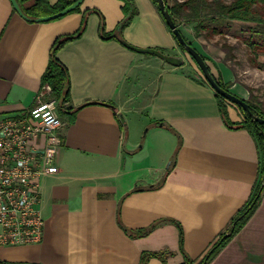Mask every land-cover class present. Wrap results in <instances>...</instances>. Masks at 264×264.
<instances>
[{
	"label": "crops",
	"instance_id": "crops-1",
	"mask_svg": "<svg viewBox=\"0 0 264 264\" xmlns=\"http://www.w3.org/2000/svg\"><path fill=\"white\" fill-rule=\"evenodd\" d=\"M133 2L136 15L118 31L125 17L122 0H82L79 11L50 22H29L11 0H0V118L35 105L51 47L59 36L76 32L88 12L82 35L57 53L69 72L70 100L60 111L59 172L41 180L43 239L0 246V262L140 264L144 252H157L166 264H181L180 231L173 221L181 224L187 256L199 261L251 198L261 163L256 138L247 129L226 126L216 92L186 73V64L168 66L121 43L170 55L181 50L152 0ZM101 16L106 32L119 39L101 37ZM193 25L179 28L207 58L212 74L248 100L251 86L216 45L224 36L247 52L241 40L248 24L232 21L223 34L203 31L199 37ZM236 56L233 61H239ZM258 62L248 71L264 79V54ZM227 109L232 122L243 120L237 106L227 102ZM128 122L135 131L147 128L142 141L130 140ZM156 223L147 235L138 234ZM147 264L163 262L151 257ZM209 264H264V193L244 227Z\"/></svg>",
	"mask_w": 264,
	"mask_h": 264
},
{
	"label": "trees",
	"instance_id": "trees-1",
	"mask_svg": "<svg viewBox=\"0 0 264 264\" xmlns=\"http://www.w3.org/2000/svg\"><path fill=\"white\" fill-rule=\"evenodd\" d=\"M16 1L18 2L21 11L25 16L24 19H26L29 22H36V19L38 18L49 17L58 14L59 12L70 7L77 0H57L55 3H52L51 0H16ZM122 1L124 2L123 11L125 17L121 21L118 27V31L124 29L137 13L134 7L133 0H122ZM164 1L175 23L179 27L183 23L194 24L193 26L196 37H199L203 31H205L204 33H207L208 31L210 34H223V30L225 28L228 29L229 26L227 25H229L232 21H241L247 23L248 25L244 30L246 31L247 35L242 37L241 41H243L246 50H248L246 53L247 54L249 53L250 56L249 59L252 62V65L257 67L260 66V63L258 62V57L260 54H264V0H164ZM152 2L156 5L160 15L162 16L157 1L152 0ZM79 9L80 6H78L77 8H75L74 10H72L67 14L79 11ZM87 14L88 12L85 11L83 14V20L81 22V25L76 32L70 35L59 36L55 40L53 46L50 49L48 65L42 76L43 84H49L51 86L52 97H54L57 100L60 111H64V105L68 103L70 100V76L65 65L57 58V53L66 43L82 35V33L86 28ZM63 16H59L50 21L58 20ZM212 24L216 26H212ZM168 29L173 34V32L169 27ZM100 35L103 39L106 40L119 39L117 33L106 32L105 22L102 16L100 20ZM183 37L188 42V44L193 46V44L188 41V39L184 36V34ZM174 38L176 39L175 36ZM177 43L178 46L183 51H185V48L181 46L178 41ZM239 49H240V45H231V44H227V42L224 43L222 45V50L226 54L225 60L231 61L232 63L236 54L235 52H238ZM158 50L165 53V51L162 49H158ZM202 56L204 60L207 62V58L204 55ZM234 62L236 63L237 61ZM208 68L210 70L209 65ZM216 79L222 88L229 90V88L231 87L230 83H224L220 78H216ZM204 81L208 83L206 80ZM248 89L250 91V97L248 100H246V102L249 104V108L251 112L253 114L260 116L261 118H264V112L261 111L253 101H251L254 98L253 90L251 88ZM216 96L218 97L220 113L226 126H228L229 128L247 129L256 138L261 153L259 180L258 183L256 184V187L249 201L236 214V216H234L229 228L220 235L218 240L211 246V248L203 256V258L199 261H194L191 258H189V256H187L186 253L183 252L184 261L181 264H209L214 259V257L221 251V249L224 248L228 244V242L244 227V225L247 223L249 218L252 216V214L260 204L262 195L264 193V183H263L264 124L255 122L252 114L241 107L238 108L243 115V120L239 123L232 122L229 117L228 109H227L228 101L225 100L220 95H218L217 93ZM107 105L110 106V104ZM156 125L172 130V128L168 124L162 121L156 122ZM180 145L181 142L179 141L177 151ZM177 151L173 157L172 162H175ZM173 222L176 224V226L180 231L179 245H180V250L182 251L184 245L183 230L179 222L177 221H173ZM158 225L159 224L156 223L146 229L139 231L138 234L147 235ZM122 228H124V230L129 235L134 234V232L125 228L124 226H122ZM151 257H159L162 259L163 264H166L163 254L157 252H144L142 254L140 264H147L148 259ZM0 264H7V263L0 262Z\"/></svg>",
	"mask_w": 264,
	"mask_h": 264
},
{
	"label": "built area",
	"instance_id": "built-area-1",
	"mask_svg": "<svg viewBox=\"0 0 264 264\" xmlns=\"http://www.w3.org/2000/svg\"><path fill=\"white\" fill-rule=\"evenodd\" d=\"M52 88L43 84L28 111L0 118V246L38 244L45 220L41 180L59 172L64 123Z\"/></svg>",
	"mask_w": 264,
	"mask_h": 264
},
{
	"label": "water",
	"instance_id": "water-1",
	"mask_svg": "<svg viewBox=\"0 0 264 264\" xmlns=\"http://www.w3.org/2000/svg\"><path fill=\"white\" fill-rule=\"evenodd\" d=\"M156 1L159 5L160 12H161L162 17L165 20L167 26L171 29V31L173 32V34L176 37L179 44L185 48V52L195 60V62L197 63L198 67L200 68V70L203 74V77L208 82V84L213 88V90L218 95H220L225 100H227L228 102L250 112L252 114L255 122L264 124V118H261L260 116H258L256 114H253L249 108V104L246 102L245 99L240 98L239 96L232 93L230 90H226L219 85L216 77L209 70L208 64L204 60L202 54L195 47L188 44V42L184 39L183 34L180 31L179 26L175 23L173 17L171 16V14H170L167 6H166L165 1L164 0H156ZM11 2H12L14 9L16 10V12H18L23 18H25L24 14L21 11V8H20L18 2L16 0H11ZM81 2H82V0H77L70 7L59 12L58 14H55V15L49 16V17L38 18V19H36V22H48V21L55 19L59 16H63L65 14L71 12L72 10L77 8L78 6H80ZM121 43L124 46H126L127 48H129L135 52L150 54V55H154L156 57H159L160 59L166 61L168 64H170L171 66H174V67H181L184 65V62H185L184 57L180 56V55H168V54H166V53H164L158 49H155V48H138V47H135L133 45H130L125 40H121ZM110 106L112 108H114V106H112V105H110ZM118 117L120 118L122 124L126 127L127 124L125 122L123 115L119 114ZM263 183H264V177H263Z\"/></svg>",
	"mask_w": 264,
	"mask_h": 264
},
{
	"label": "rangeland",
	"instance_id": "rangeland-1",
	"mask_svg": "<svg viewBox=\"0 0 264 264\" xmlns=\"http://www.w3.org/2000/svg\"><path fill=\"white\" fill-rule=\"evenodd\" d=\"M226 42H227V44H233V43L235 44V42L233 41L232 38H227V37L221 36L219 38V41L216 42V45L218 47L222 48V45ZM196 46L199 47V49H200L199 45L196 44ZM242 48L243 47H241V49H239L238 52H235L237 54V56L240 58L239 61L236 62L238 65L233 61L231 66L236 70V75L240 74V77L243 78L246 82H248V84L251 86V89L253 90V96H254V98L251 101H253L258 106V108L264 112V79H260V77H256L255 75H252L250 73V71H248L250 67H253V65L249 59L250 58L249 53L247 54L246 52H243ZM167 53H168V55H170V52H167ZM172 55H174V54H172ZM175 55H180V56L184 57V59H185L184 65L186 64L184 71L186 73H189L190 75H192L193 77H197L198 79L205 80L200 68L198 67L197 63L192 59V57L190 55H188L182 49ZM151 56H154V55H151ZM154 58H157L158 60H160V62L167 64L168 66H171L170 64H168L166 61L160 59L159 57L155 56ZM230 104H232V103H230ZM232 105H234V104H232ZM234 106H236V105H234ZM128 124H129L128 133L130 136V140H133L135 138H137V139L139 138L142 141L146 135L147 128L146 127L143 128L142 131H140L139 129L137 131H135L134 126L131 125V123H129V122H128ZM125 133H127V129H125ZM126 143H128L127 138H126ZM181 252H182V254H183V252L186 253L184 250V247H183Z\"/></svg>",
	"mask_w": 264,
	"mask_h": 264
}]
</instances>
